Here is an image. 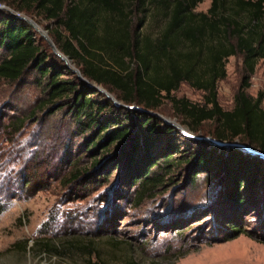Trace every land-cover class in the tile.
<instances>
[{
    "label": "trees",
    "instance_id": "trees-1",
    "mask_svg": "<svg viewBox=\"0 0 264 264\" xmlns=\"http://www.w3.org/2000/svg\"><path fill=\"white\" fill-rule=\"evenodd\" d=\"M203 1L0 0L9 10L0 9V81L18 85L29 76L41 95L22 118L14 106L8 108V100L0 102V116L6 119L0 120V130L12 141L26 122H33L35 112L43 117L60 112L70 127L60 137L61 151L70 154L75 145L71 139L77 136L83 141L75 147H86L81 158L89 159L88 166L80 167V157L62 156L58 162L67 163L63 168L50 161L40 171L42 164L32 156L1 181L0 194L21 188L34 195L59 181L67 188V199L83 200L106 186L113 172L119 187L109 197H97L85 217L56 214L50 230L41 227L36 238L16 242L12 248L63 259L86 233L82 238L90 237L88 244L76 247L95 253L91 238L116 235L112 228L116 221L171 182L175 167L191 191H197L201 177L198 184L206 188L207 202L179 198L171 204L173 213L160 217L163 225L174 228L180 217H202L210 224L199 234L200 244L223 243L239 235L264 241V94L253 97L246 92L256 65L264 70V0H208L206 11H195ZM21 13L52 21L54 27L47 34L58 53L87 83L113 94L117 106L79 80L46 41L14 15ZM148 15L163 20L153 37L142 32ZM235 56L240 58L241 76L231 109L222 110L217 84L225 78L226 60ZM181 83L200 92V102L171 96ZM162 100L169 102L190 133L224 146L187 138L149 114H156ZM173 214L178 217L172 219ZM250 217L260 222L258 230L244 229Z\"/></svg>",
    "mask_w": 264,
    "mask_h": 264
},
{
    "label": "rangeland",
    "instance_id": "rangeland-1",
    "mask_svg": "<svg viewBox=\"0 0 264 264\" xmlns=\"http://www.w3.org/2000/svg\"><path fill=\"white\" fill-rule=\"evenodd\" d=\"M208 5L209 1L204 0L197 5L195 11L204 12ZM0 9L8 10L2 4ZM18 16L33 22L37 29L45 32L46 37L53 43L52 38L47 34L54 27L52 21L33 13H21ZM145 20L142 32L153 37L162 27L163 20L152 18L150 15ZM71 64L74 68L72 62ZM224 70L225 78L217 84V103L222 110H230L232 97L241 76L240 58L238 56L228 58ZM30 80L31 78L27 76L18 85L0 81V102L8 100V108L11 107L10 105L14 106L18 117L21 118L36 107L38 99L41 97L40 91L31 84ZM102 90L107 93L104 88ZM246 92L253 97L257 92L264 94V70L260 64L256 65ZM109 96L115 100L113 94H109ZM171 96L184 98L191 103H198L201 100L200 92L194 91L184 83H181ZM261 107L264 110V97ZM155 113L160 121L176 128L181 135L187 138H201L202 140L208 138L200 133H190L174 116L167 100H162L161 106ZM35 114V120L26 122L20 132L12 137V141H9L11 138L0 130V183L2 180H7L12 174L14 175L18 165L32 156L42 164L40 171H45L49 167L47 163L50 161L54 165L57 164V167L63 168L67 163L63 161L59 164L58 162V158L62 156H66V158L80 157L79 166H88L89 159L85 156L81 158L86 147L83 150L75 147L76 144L81 145L83 141L81 138L76 136L71 139L75 145L71 147L70 154L65 155L61 151L63 142L60 137L64 135V132H68L70 127L68 122L62 119L60 112L45 117L40 116L38 111ZM0 120L6 121V119H2V116H0ZM9 154L12 156L10 157ZM27 166L31 167V165ZM116 175L115 172L109 174L106 186L101 187L91 197L83 200L67 199L65 197L68 195L67 188L61 186L59 181H51L46 189L34 195L27 194L21 188L1 193L0 264H126L129 260L136 264H264V241L257 237L250 239L239 235L223 243L200 244L198 238L202 235V231H205L209 226L210 220L202 217L187 220L188 218L180 217L178 226L174 228L161 223L160 217L165 213L172 214L175 206L172 207L171 204H175L183 196L191 198L193 203L202 202L204 204L207 202V190L198 184L201 177H199L198 186L196 184L194 187V190L197 191H191L190 187L184 184L183 173L179 167H175L171 172L173 175L171 182H165L166 185L152 193L144 203L137 208L128 210L125 213L126 217L116 221L112 227L116 235L91 238V247L97 253L98 258L95 253L88 254L76 247L78 244H88L87 239L90 237L82 238L87 237L86 233H81L78 244H74V247L69 249L63 259L32 256V254L21 253L18 249L12 248V244L16 242L36 238L37 231L41 227L43 230H50L52 227L50 225L55 223L56 214L65 212L69 215L77 214L85 217L93 204L97 203V199L109 197L112 193L111 190L118 191L119 187L117 183H114ZM120 190L122 193L124 192L123 188ZM168 209L170 210L168 211ZM171 217L176 219L178 216L173 214ZM155 221L158 224H155ZM245 221V230L256 231L260 227V222H256L254 217L247 218ZM46 222L49 224L44 225ZM89 223H94V221L90 220ZM89 223L84 222L83 224ZM163 226H167V228H163ZM30 244L29 241L28 245ZM66 244L67 241L65 245L64 243L62 245L66 247Z\"/></svg>",
    "mask_w": 264,
    "mask_h": 264
},
{
    "label": "water",
    "instance_id": "water-1",
    "mask_svg": "<svg viewBox=\"0 0 264 264\" xmlns=\"http://www.w3.org/2000/svg\"><path fill=\"white\" fill-rule=\"evenodd\" d=\"M14 15H16V14H14ZM16 17H18L19 19H21V20H23V21H25L35 32H37L38 34H39V36L41 37V38H43L45 41H46V43L48 44V46L50 47V49H51V51H52V53L53 54H55L65 65H66V67H68V68H70V70L76 75V77L79 79V80H82L83 82H86L85 80H83L82 79V77H81V75L79 74V72H78V70H76V69H74L73 68V66H72V64H71V61L69 60V59H67L66 57H64V56H61L59 53H58V51L55 49V47L53 46V44L50 42V40L46 37V35H45V32H42V31H40L39 29H37V27H36V25H34V23L33 22H31V21H29V20H27V19H25L24 17H21V16H18V15H16ZM87 83V82H86ZM89 86H91L92 88H94L96 91H98V92H101V93H103L107 98H110L112 101H113V103L117 106V103H116V101H114L110 96H109V94H107V93H105L99 86H96L95 84H90V83H87ZM125 108H127V107H125ZM129 109H131V110H133V111H135L136 110V108H129ZM149 114H151V115H155V116H157L156 114H154V113H149ZM158 117V116H157ZM182 131V130H181ZM183 132V131H182ZM197 139H200L201 140V138H197ZM204 140H206V141H208L209 143H211L212 145H216V146H224V144L223 143H220V142H216V141H214V140H212V139H210V138H205ZM242 149H244L245 150V148H243L242 147Z\"/></svg>",
    "mask_w": 264,
    "mask_h": 264
}]
</instances>
